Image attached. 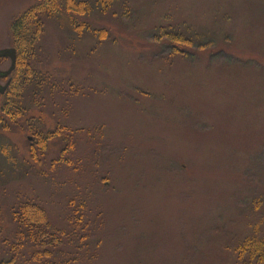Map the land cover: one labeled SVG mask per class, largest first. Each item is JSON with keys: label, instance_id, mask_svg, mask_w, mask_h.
Wrapping results in <instances>:
<instances>
[{"label": "rangeland", "instance_id": "374dc122", "mask_svg": "<svg viewBox=\"0 0 264 264\" xmlns=\"http://www.w3.org/2000/svg\"><path fill=\"white\" fill-rule=\"evenodd\" d=\"M66 1L0 0V264H261L264 0Z\"/></svg>", "mask_w": 264, "mask_h": 264}, {"label": "trees", "instance_id": "16d2710c", "mask_svg": "<svg viewBox=\"0 0 264 264\" xmlns=\"http://www.w3.org/2000/svg\"><path fill=\"white\" fill-rule=\"evenodd\" d=\"M60 1H62V0H60ZM66 2H67L66 9L68 11L75 12V13H79V14L81 13L80 8L81 7L83 8V6L81 4H77L74 0H67ZM49 3H52V8L50 10H54L55 11V9H57V11L58 10L60 11V9L58 7H59V5H62V4H59V0H49ZM50 10H49V15L52 16L51 13H50L51 12ZM33 13H34V11L27 12L26 14L28 16L25 14L26 16L21 17L18 21H16L15 26L13 28L14 29V32H15L14 34L19 33V38H20L21 46H22V43H25V41H26L25 40V38H26L25 37L26 30H27V28L30 29V26H31V23L28 21L27 17H29V15L33 16ZM16 49L18 51V68L16 70V72H17V71H20V69H21L20 63H21V57H22V55H21L20 48L19 47L18 48L16 47ZM16 78L17 77H14V80H16ZM11 89H12V86L9 89V92H8V95H7L8 97H9V93H11ZM13 96H14V98H17L18 99V93H14ZM18 103L19 102H17V104ZM40 221L42 223H44V226L39 225L38 227H35L34 228L37 232L36 233H33L32 232V235L34 236L33 238L37 239L38 242H40L39 241L40 239L47 238V236L50 233V231H49L50 230L49 222L47 221L46 216H43L41 218V220H39V222ZM23 225H25L24 222L22 223L21 226L23 227ZM249 243H250V247H251V250H252L251 257L253 259H256L257 262H259L261 264H264V240L251 239L249 241ZM38 245H39V243H38Z\"/></svg>", "mask_w": 264, "mask_h": 264}, {"label": "flooded vegetation", "instance_id": "af4514ba", "mask_svg": "<svg viewBox=\"0 0 264 264\" xmlns=\"http://www.w3.org/2000/svg\"><path fill=\"white\" fill-rule=\"evenodd\" d=\"M10 49H14L16 51V58H17V64H16V68L14 70V72L8 76H5L6 75V72L9 71V69L11 68L12 66V58L11 57H8L6 59H10V66L7 70H0V91H2L3 87H6L5 91L3 93L0 92V95L5 97L8 92H9V89L11 88L12 86V82L14 81V73L16 72L17 68H18V51L16 48H10ZM0 59H3L4 58H0ZM7 97V96H6Z\"/></svg>", "mask_w": 264, "mask_h": 264}, {"label": "water", "instance_id": "95a60500", "mask_svg": "<svg viewBox=\"0 0 264 264\" xmlns=\"http://www.w3.org/2000/svg\"><path fill=\"white\" fill-rule=\"evenodd\" d=\"M8 57H11L12 58V66L11 68L9 69L8 72H6V75L5 76H8L10 75L14 69L16 68V62H17V58H16V51L14 49H7V50H1L0 51V58H8ZM6 87H3L2 91H0L1 93H3L5 91ZM31 140V139H30ZM32 141H34L32 139Z\"/></svg>", "mask_w": 264, "mask_h": 264}]
</instances>
